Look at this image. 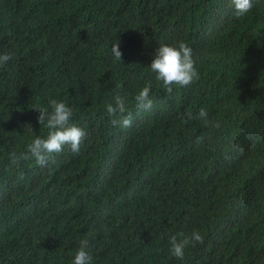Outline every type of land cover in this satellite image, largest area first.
I'll use <instances>...</instances> for the list:
<instances>
[{
    "label": "trees",
    "instance_id": "trees-1",
    "mask_svg": "<svg viewBox=\"0 0 264 264\" xmlns=\"http://www.w3.org/2000/svg\"><path fill=\"white\" fill-rule=\"evenodd\" d=\"M195 1L0 0V54H13L0 66V264H73L85 238L92 264H264V0L240 18L230 0H207L209 14ZM179 42L199 79L168 93L149 66ZM116 95L130 127L107 113ZM51 100L85 131L79 154L13 163L47 138L36 109ZM194 230L203 243L176 258L170 237Z\"/></svg>",
    "mask_w": 264,
    "mask_h": 264
},
{
    "label": "clouds",
    "instance_id": "clouds-1",
    "mask_svg": "<svg viewBox=\"0 0 264 264\" xmlns=\"http://www.w3.org/2000/svg\"><path fill=\"white\" fill-rule=\"evenodd\" d=\"M200 0L195 1L196 4ZM204 1L203 14H209L206 8L207 0ZM223 1V0H222ZM232 7L235 8V15L240 18L249 13L254 7V3L258 0H230ZM217 2L215 1V5ZM214 5V8H215ZM214 10V9H213ZM205 22V21H204ZM111 52L114 58L122 61V52L120 51L119 40L111 47ZM13 58L11 52L0 54V66L5 65ZM195 62L192 58V49L185 43L179 42L177 45H160L156 51L155 58L150 64V69L155 73V80L162 82V86L168 93L173 91V85L187 87L195 80L199 79V73L194 66ZM151 83H146L145 87L136 95V106L141 110H150L153 106V101L149 98ZM115 105L109 103L106 106L109 116L119 115V119H113V125H119L122 128L130 127L132 124V114L125 107V100L120 95L114 97ZM51 111L48 108L36 109L39 112L38 122L44 124L48 128L47 138L37 136L27 146V152L16 157L12 154V162L17 163L18 159H35V162L40 166H45L49 156L52 153H59L65 145H69L72 153L79 154L81 144L83 143L86 133L74 123H70L73 116V109L63 101L51 100ZM208 113L204 108H201L198 113L199 119L207 120ZM188 118L192 116L189 113ZM218 126V125H217ZM202 138L197 139V143L201 142ZM179 237V239H178ZM204 237L198 232L193 231L191 235H185L183 232L177 233L170 237L171 253L178 259L184 258V250L190 244L203 243ZM88 239L80 241V248L75 254L73 264H92L93 257L86 248Z\"/></svg>",
    "mask_w": 264,
    "mask_h": 264
}]
</instances>
